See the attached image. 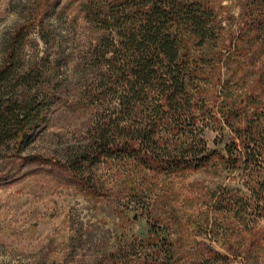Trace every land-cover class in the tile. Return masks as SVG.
<instances>
[{
    "label": "rangeland",
    "instance_id": "374dc122",
    "mask_svg": "<svg viewBox=\"0 0 264 264\" xmlns=\"http://www.w3.org/2000/svg\"><path fill=\"white\" fill-rule=\"evenodd\" d=\"M37 1L0 0V63L8 35ZM80 1L50 0L63 81L46 127L24 152L33 159L9 167L0 157L2 174L13 176L0 180V264H264V135L256 163H233L243 148L235 129L264 125V4L209 0L215 38L190 47L197 70L183 128L192 139L166 127L161 134L170 148L202 141L208 163L162 171L110 157L76 176L67 158L89 147L95 120L107 115L85 96L100 33L79 14ZM31 38L26 53L41 57L42 40Z\"/></svg>",
    "mask_w": 264,
    "mask_h": 264
},
{
    "label": "trees",
    "instance_id": "16d2710c",
    "mask_svg": "<svg viewBox=\"0 0 264 264\" xmlns=\"http://www.w3.org/2000/svg\"><path fill=\"white\" fill-rule=\"evenodd\" d=\"M258 1L264 4V0ZM59 3L61 0L55 5ZM55 5L50 0H38L29 16L11 30L4 47L0 63V157L11 160L8 166L17 158L25 163L33 159L23 156L24 152L46 127L49 111L59 97L63 79L58 73L64 66L49 30ZM77 6L84 21L100 33L88 56L97 76L85 96L107 115L95 120V136L89 147L67 158L68 169L81 176L99 159L110 157L131 158L143 168L162 171L198 169L208 163L210 156L202 141L188 144L181 140L170 148L161 132L166 127L165 133L179 135L183 141L192 139L191 130L188 133L183 128V113L192 108V79L197 70L190 47L203 46L215 38L212 3L81 0ZM33 33L44 45L41 57L26 53ZM52 79V90L41 91ZM188 112L193 117V111ZM235 132L242 138L243 148L236 149L233 163L245 167L256 163L254 150L260 147L256 144L264 135V125L237 128ZM1 171L2 183L12 181V175ZM255 185L253 193L257 186L260 188L258 182Z\"/></svg>",
    "mask_w": 264,
    "mask_h": 264
}]
</instances>
